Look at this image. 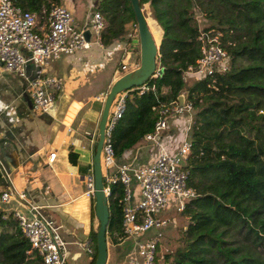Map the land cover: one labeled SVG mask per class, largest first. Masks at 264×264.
Returning a JSON list of instances; mask_svg holds the SVG:
<instances>
[{
	"label": "trees",
	"instance_id": "obj_1",
	"mask_svg": "<svg viewBox=\"0 0 264 264\" xmlns=\"http://www.w3.org/2000/svg\"><path fill=\"white\" fill-rule=\"evenodd\" d=\"M11 1L40 16L43 9L59 4ZM100 1L104 4L96 8L107 23L101 36L106 45L123 37L125 24H136V19L130 0ZM139 5L146 20L149 14L161 30L154 38L156 64L163 72L145 81L154 89L127 98L111 136L116 158L153 131L163 104L179 102L180 96L192 103L191 149L184 168L196 196L180 212L186 223L178 245L163 259L166 264H264V0H139ZM198 14L207 27H200ZM209 27L223 33L230 69L184 82L182 70L200 55L199 31ZM111 188L107 235L116 245L123 234V188L120 183ZM97 228L89 232L94 245L90 264L97 254ZM41 262L14 213L0 209V264Z\"/></svg>",
	"mask_w": 264,
	"mask_h": 264
},
{
	"label": "built area",
	"instance_id": "obj_2",
	"mask_svg": "<svg viewBox=\"0 0 264 264\" xmlns=\"http://www.w3.org/2000/svg\"><path fill=\"white\" fill-rule=\"evenodd\" d=\"M96 6L97 4L89 7L87 27V23L76 26L72 11L65 5L51 4L49 9L42 10L40 16L37 12L16 6L11 0H0V64L6 71L24 78H27V65H34L36 78L28 81L34 111L49 112L57 92L63 88L62 78L45 75L50 61L86 50L93 43L101 44V36L107 23ZM86 28L91 32L89 41L83 35ZM135 36L136 30L131 37ZM222 37L223 33L216 28L200 29L197 37L200 55L194 65L182 70L181 77L184 82L205 77L213 78L230 69L229 55ZM135 67L124 63L121 70L125 73ZM149 88L154 89V86H134L115 96L108 112L101 150L105 195L109 197L112 184L120 183L123 188L122 232L134 239L126 257L128 264H166L160 254L157 258V248L170 221L156 214L161 209L171 207L177 212H182L185 203L196 196V191L188 185V171L184 168L191 149L190 101L183 99L182 104H163L153 131L143 136L147 146L158 150L148 163L115 164L116 155L111 136L126 110L127 98L135 92L140 95ZM96 99L103 101L105 97ZM97 136L98 134L89 139L92 147ZM55 156V151L50 152L48 163H51ZM0 175L7 184L5 189L0 190V209L5 211V214L14 213L22 236L28 241L30 248L41 256V264H66L68 244L56 223L43 216L38 206L27 204L24 211H7L1 208L12 201H25V194L13 186L1 161ZM84 179L85 195L93 197L95 189L92 169ZM81 246L87 253L92 254L89 242Z\"/></svg>",
	"mask_w": 264,
	"mask_h": 264
},
{
	"label": "crops",
	"instance_id": "obj_3",
	"mask_svg": "<svg viewBox=\"0 0 264 264\" xmlns=\"http://www.w3.org/2000/svg\"><path fill=\"white\" fill-rule=\"evenodd\" d=\"M95 1L87 0L88 8L96 5ZM71 8L74 24L85 25L88 12L78 24L73 2ZM130 43L125 37L106 45L93 43L86 50L50 61L45 75L60 77L64 84L47 113L33 110L29 77L6 71L0 64V161L13 186L25 194V201H12L1 208L24 211L27 204L38 206L40 213L59 227L68 244L70 264L91 262L92 254L81 244L89 242L93 249L89 232L92 226L98 227L94 199L85 195L84 179L92 168L89 139L98 133L103 108V101L96 97H105L123 74L116 66L119 62L121 66H138L140 54ZM135 148L117 157L116 166L148 163L153 156L151 147L137 144ZM53 151L56 156L48 163L47 157ZM3 185L1 180L0 188ZM123 242L114 245V252L108 249L106 264L127 263L129 249L122 250Z\"/></svg>",
	"mask_w": 264,
	"mask_h": 264
},
{
	"label": "water",
	"instance_id": "obj_4",
	"mask_svg": "<svg viewBox=\"0 0 264 264\" xmlns=\"http://www.w3.org/2000/svg\"><path fill=\"white\" fill-rule=\"evenodd\" d=\"M133 9L137 35L131 40V46L140 48V62L138 66L128 72L123 73L110 87L103 102V108L98 122V138L94 143L92 152L91 169L94 177V208L95 216L98 220V228L96 232V259L93 264H106L108 259V242L107 230L109 222V205L108 196L104 192V177L101 165V150L104 142L105 124L110 106L115 96L134 86H140L150 77L160 75L162 68L157 67L158 45L149 28L148 22L143 14V10L139 5V0H130ZM89 24L87 23V27ZM84 38L89 41L91 32L88 28L83 31ZM179 103H183V97H179Z\"/></svg>",
	"mask_w": 264,
	"mask_h": 264
},
{
	"label": "rangeland",
	"instance_id": "obj_5",
	"mask_svg": "<svg viewBox=\"0 0 264 264\" xmlns=\"http://www.w3.org/2000/svg\"><path fill=\"white\" fill-rule=\"evenodd\" d=\"M86 1L87 0H60L59 4L65 5L67 7L69 6L71 8L72 2H73V4H75V6H76V13H75L74 16L77 19V23L80 24V21H81L80 18L83 17L84 15H86V13L89 11V8H88V5H87ZM100 3L103 5L104 1H100V0H96L95 1V4L99 5ZM143 9H144L145 13L147 14V12L145 10L146 8H143ZM89 13H90V11H89ZM197 19L199 21V25H200L201 28L207 27V25H209L208 23H205L203 21V17L201 15H199V14L197 15ZM147 22H148L149 28L151 29V32H152L153 36H155V38L157 40V37H158V35L161 32L160 28L151 20V18L149 17V14L147 15ZM124 28H125V32H124L123 37H125L127 40H129L131 42V40L133 39L131 36L135 34V30H136V35H137V26L134 23V21L131 20V21H129V22H127L125 24ZM129 34H130V36H129ZM136 50H137L138 55H139L140 54L139 45L137 46ZM116 57L113 60V64L115 63ZM116 66L121 68L120 62ZM26 70H27V76L29 77V79L36 78V69H35V67H34V65L32 63H29L27 65ZM61 90H63V88ZM61 90L58 91L57 95L61 92ZM103 102H104V99H103ZM177 120L178 119H176V121ZM146 143H147V141L143 140V137H142L137 144L143 145L145 147ZM135 147H136V145L134 147H132V148H135ZM132 148H130V149H132ZM135 151H136V148H135ZM157 151L158 150L155 147H152V149H151L152 155L156 154ZM3 181L5 183V180H3ZM3 187H4V185H3ZM3 189H5V188H3ZM156 215L158 217H166L170 221V225L165 230L162 242H161L160 247H159L160 256L163 257V256H165V253L175 249L176 246L178 245V238L180 237V233H181L182 227L186 223V219L180 212H177L174 207L167 208V209L166 208L161 209L159 212H157ZM173 220L176 221V223H174ZM106 238H107V242H108L109 252L110 253H111V251L114 252L113 249H114V245L115 244H113L112 241H111L112 237L109 236V235H106ZM122 241H124V242H123V244H121V248H122V250L125 251V250H127V248L131 249V247L133 246L134 239L131 236L125 235L123 233L122 234ZM93 247H94V245H92V248ZM119 254H121V251L119 252ZM66 264H70V263L68 261H66ZM122 264H128V263H126V262L123 263L122 262Z\"/></svg>",
	"mask_w": 264,
	"mask_h": 264
},
{
	"label": "clouds",
	"instance_id": "obj_6",
	"mask_svg": "<svg viewBox=\"0 0 264 264\" xmlns=\"http://www.w3.org/2000/svg\"><path fill=\"white\" fill-rule=\"evenodd\" d=\"M174 221V220H173Z\"/></svg>",
	"mask_w": 264,
	"mask_h": 264
}]
</instances>
